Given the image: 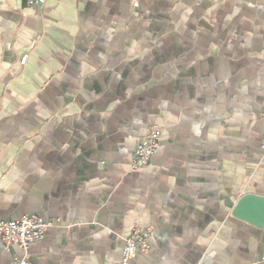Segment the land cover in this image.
<instances>
[{"label": "crops", "instance_id": "obj_1", "mask_svg": "<svg viewBox=\"0 0 264 264\" xmlns=\"http://www.w3.org/2000/svg\"><path fill=\"white\" fill-rule=\"evenodd\" d=\"M263 139L264 0H0V221L52 223L28 264H117L135 222L133 264H264Z\"/></svg>", "mask_w": 264, "mask_h": 264}, {"label": "built area", "instance_id": "obj_2", "mask_svg": "<svg viewBox=\"0 0 264 264\" xmlns=\"http://www.w3.org/2000/svg\"><path fill=\"white\" fill-rule=\"evenodd\" d=\"M46 0H25L29 7L40 6ZM26 57L21 59L24 63ZM161 129L156 125L148 127L145 138L133 151L129 172H137L146 167L159 145ZM264 150V139L261 143ZM52 223L45 221L35 214H25L18 219L0 221V239L3 247L10 250L17 246L23 252L22 257H14L15 264H28V248L35 241L44 237L45 231ZM153 234V228L143 227L135 222L130 233L123 237L121 259L117 264H133L132 260L138 252L150 250L149 239Z\"/></svg>", "mask_w": 264, "mask_h": 264}, {"label": "water", "instance_id": "obj_3", "mask_svg": "<svg viewBox=\"0 0 264 264\" xmlns=\"http://www.w3.org/2000/svg\"><path fill=\"white\" fill-rule=\"evenodd\" d=\"M247 201L258 202L264 207V198L263 197H258L256 195H244L239 204L241 205ZM239 206H237L235 208L234 214H236L238 212Z\"/></svg>", "mask_w": 264, "mask_h": 264}]
</instances>
